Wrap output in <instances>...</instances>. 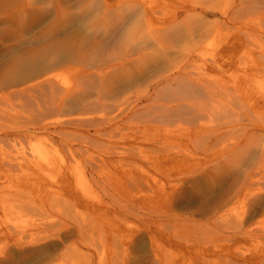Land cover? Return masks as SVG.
I'll return each instance as SVG.
<instances>
[{
	"label": "bare ground",
	"instance_id": "bare-ground-1",
	"mask_svg": "<svg viewBox=\"0 0 264 264\" xmlns=\"http://www.w3.org/2000/svg\"><path fill=\"white\" fill-rule=\"evenodd\" d=\"M156 1L0 0V106L6 104V108L3 104L4 108L0 107V138L16 140L18 145L22 139L43 132L49 134L50 145L69 151L86 145L90 128L100 134L112 122L143 118L140 123L144 131L149 127L168 131L170 124L181 128L189 125L193 130L188 126V132L194 133L183 136L179 147H167L166 141L154 134L145 140L137 139V144L144 143L163 157L172 153L194 163L186 174L198 177L202 184L203 191L199 189L195 196L204 197L208 190L219 189L209 202L206 199L204 208L196 210L207 222L193 223V227L212 225L216 230H231L233 241L245 240L252 236L248 233L253 227H248L250 232L246 228L248 221L264 214V93L249 94L243 86H216L215 77L208 71L221 61L212 57L203 69L192 67L198 54L197 43L212 33V26L201 21L205 12L212 14V8L198 0H180L177 6L174 4L178 10L166 17L160 8L170 2ZM245 4H239L233 12L251 8ZM79 19L84 28L73 33L70 25ZM144 42H148L150 50L146 51ZM236 48L231 46V55L236 54ZM260 62L253 61L252 66L259 68ZM155 85H161L160 89ZM107 115L110 117L106 119ZM6 116L15 118L13 125L1 121ZM177 118L183 120L175 122ZM217 126H225L226 133L235 126L241 133L226 135L234 140L218 147L224 141L218 138ZM178 179L174 180L176 185L180 183ZM260 242L263 246L256 252V264H264V243ZM220 264L246 261L222 259Z\"/></svg>",
	"mask_w": 264,
	"mask_h": 264
},
{
	"label": "rangeland",
	"instance_id": "rangeland-1",
	"mask_svg": "<svg viewBox=\"0 0 264 264\" xmlns=\"http://www.w3.org/2000/svg\"><path fill=\"white\" fill-rule=\"evenodd\" d=\"M167 1L170 3L160 8L166 17L177 11L176 6L180 3V0ZM246 1L198 0L214 11L202 14L205 20L201 18V21L212 26L211 31L207 24L212 33L208 32L211 33L209 37L205 35L196 42L198 54L192 67L199 66L201 70L212 58L221 61L218 67L208 71L215 77L216 86H235L237 89L243 86L249 89V94L259 95L264 93V54L260 56L264 52V2ZM238 3H248L251 8L234 13ZM253 3L255 5H251ZM201 21L197 18L195 23L199 26ZM83 28L82 19L70 25L73 33H80ZM146 43L147 51L151 46ZM232 43L238 48L236 54L231 55ZM253 61H261L259 68L252 66ZM155 86L160 89L161 85ZM2 104L6 108V104ZM2 104L0 107L4 108ZM109 117L107 115L106 119ZM4 119L1 121L8 125H13L15 120L10 116ZM142 119L112 122L100 134L90 128L86 145L77 150L73 147L72 152L50 145L49 134L43 132L22 139L18 145L16 140L0 138V264H197V261L198 264H220L222 259L256 264V252L263 246L259 242L264 243V214L248 221L247 225H251L246 228L249 232L252 230L248 233L252 236L247 235L245 240L233 241L231 230H216L212 225L201 226V229L193 227V223L207 222L196 210L204 208L206 199L209 202L219 189L208 190L204 197L195 196V192L203 188L202 184L198 177L186 174L194 163L186 162L185 156L176 157L172 153V156L163 157L144 143H137L140 139L162 137L172 149L179 147V141L183 145V138L194 132L189 133V125L185 124L184 128L170 124L166 127L168 131L149 127L146 132ZM178 120L183 119L177 118L175 122ZM231 127L229 133L225 126L218 128V138L224 141L218 147L227 144L231 134L237 131L235 126ZM162 131L166 136L161 134ZM228 134L231 136L226 137ZM132 146L136 150L131 149ZM126 148L135 154L131 152L133 156L130 155L131 150L128 152ZM128 161L133 166L131 170ZM127 174L136 176L135 180L131 179V182ZM181 175L182 178L178 177ZM174 176L180 179L181 185L175 184L177 178ZM154 259H158L157 262Z\"/></svg>",
	"mask_w": 264,
	"mask_h": 264
}]
</instances>
